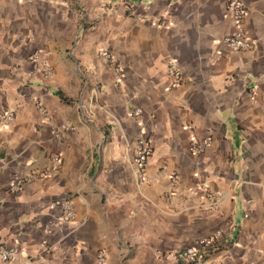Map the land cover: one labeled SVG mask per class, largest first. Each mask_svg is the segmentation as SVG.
<instances>
[{
    "label": "crops",
    "instance_id": "1",
    "mask_svg": "<svg viewBox=\"0 0 264 264\" xmlns=\"http://www.w3.org/2000/svg\"><path fill=\"white\" fill-rule=\"evenodd\" d=\"M229 1L0 0V112L15 114L0 124V242L18 247L0 264H163L157 250L216 232L203 264H264V0H245L250 51L223 42ZM39 49L49 77L30 59ZM171 62L183 83L170 88ZM194 138L211 146L194 154ZM54 155L52 176L9 190ZM65 197L74 220L51 206Z\"/></svg>",
    "mask_w": 264,
    "mask_h": 264
},
{
    "label": "built area",
    "instance_id": "2",
    "mask_svg": "<svg viewBox=\"0 0 264 264\" xmlns=\"http://www.w3.org/2000/svg\"><path fill=\"white\" fill-rule=\"evenodd\" d=\"M170 6L167 7L166 12L160 17L156 18V24L159 27L168 26V15H170ZM227 12L231 19L234 31L227 34L223 38L224 44L232 51H250L255 48L256 39L248 34L245 28V18L248 14V6L245 0H230L227 5ZM101 56L106 60L116 61L115 57L107 49L101 51ZM31 61L35 64L37 71L49 77L53 74V66L49 61V53L44 49L35 51L30 56ZM119 70V77H124L122 66L117 64ZM169 72L171 75V87L180 86L183 83V73L181 68L174 62L169 65ZM142 113L140 108H135L129 111L131 117L140 116ZM15 114L13 111L0 112V124H7L14 120ZM191 128V127H189ZM59 136V132L55 133ZM211 146L210 139H192L191 150L194 154H201ZM134 162L141 174L144 173L146 164L153 154V144L146 132H141L135 139L133 145ZM63 159L61 155H54L51 161V166L47 169H31L28 171H17L14 173L8 183L10 191H17L25 187L27 184L34 182L40 178H47L52 176L60 167ZM206 189L205 185L201 186ZM195 189H192L194 192ZM52 207L60 206L64 209V219L74 220L75 213L73 209L72 200L68 197L56 199L51 204ZM221 233L216 232L206 237H203L196 245L187 247H179L167 251L157 250L155 255L163 264H203L209 254L210 248H213L220 240ZM18 252V247H6L0 242V258L3 261H9L14 258ZM100 260L105 261L103 254L100 255ZM210 264H223L220 259H214Z\"/></svg>",
    "mask_w": 264,
    "mask_h": 264
}]
</instances>
